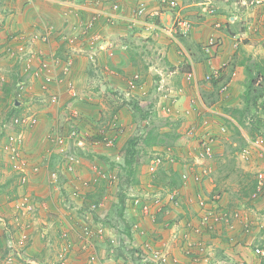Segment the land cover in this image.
Listing matches in <instances>:
<instances>
[{"label":"crops","instance_id":"0c3cea01","mask_svg":"<svg viewBox=\"0 0 264 264\" xmlns=\"http://www.w3.org/2000/svg\"><path fill=\"white\" fill-rule=\"evenodd\" d=\"M111 2L0 0L1 76L8 81L6 84H25L17 106L19 113L37 118V123L26 131L23 149L29 163L28 183L20 185L14 162L3 155V160L10 162L9 180L15 181L12 190L0 188V264H54L62 247L69 264H135V260L142 264L144 257L148 264H156L154 250L176 257L179 264H202L185 254L183 240L187 233L196 238L190 226L198 223L205 209L202 201L212 204L216 194L221 197L215 210L240 209L249 214L252 224L249 231L244 230L243 223L234 228L220 224L217 232L205 234L207 248L202 261L264 264V256L255 251L264 248V193L252 197V185L264 177V159L246 163L235 156L238 172L223 169L228 164L224 143L226 139L232 142V127L238 125L231 111L242 105L246 68L249 62L255 65L264 60V0H179L181 17L193 24L192 32L180 36L179 42L163 30L150 29L149 19L136 14V0H121L115 20L107 17ZM150 3V9L157 6L156 0ZM95 12L100 13L98 23L86 30V22ZM156 21L163 28L170 27L173 15L165 12ZM216 23L221 26L216 27ZM48 28L52 34L46 41L43 35ZM241 35L244 39L236 47ZM210 36H215L218 44L206 54L203 45ZM43 57L57 59L53 63L56 78H64L68 66L65 79L78 87L77 99L70 98L64 85L55 81L43 88L44 77L37 75ZM190 62L195 81L186 79ZM213 67H223L217 84L205 80ZM135 73L141 75V80L132 86L130 80ZM102 84L107 85L105 91L101 90ZM224 85L228 91L221 95L219 90ZM2 89V106L9 109L14 96ZM72 108L83 119L71 118ZM261 116L264 119V114ZM145 125L147 132H171L176 138L167 148L150 147L145 141L138 145L141 158L146 157L144 147L152 153L140 169L141 183L124 192L122 216L116 193V219L126 227L122 233L124 244L122 239L119 241L124 255L117 257L107 252L105 234L89 239L82 233L84 226L98 225V214L108 208L101 198L93 209L96 204L87 195L98 191L99 180L113 182L104 174L112 175L116 185L124 165L120 150L129 138L145 131L141 128ZM74 129L78 135L70 137ZM54 130L66 135V154L75 159L72 171L50 138ZM240 132L247 141L250 139L242 126ZM105 133L114 138L113 144L106 143ZM208 138L213 139L214 154L201 158V143ZM155 155L164 158L167 170L175 171L177 186L171 189L151 183L147 164ZM93 157L96 162L110 157L112 163L115 159V172L106 173L93 165ZM35 167L39 170L34 171ZM203 167L207 173L196 181L194 174H202ZM53 172L58 174L56 180ZM184 172H189V179L182 180ZM174 189L179 190L183 200L177 208L168 200ZM137 197L152 205L149 214L134 202ZM157 197H162L160 205L154 203ZM19 206L30 208L23 223L29 236L23 245L19 233L12 235L8 227ZM134 248L139 251L133 255Z\"/></svg>","mask_w":264,"mask_h":264},{"label":"built area","instance_id":"2783aa9c","mask_svg":"<svg viewBox=\"0 0 264 264\" xmlns=\"http://www.w3.org/2000/svg\"><path fill=\"white\" fill-rule=\"evenodd\" d=\"M157 6L155 8L150 9V0H137V8L136 14L140 17L148 18L149 20V28L152 30H163L166 34L175 42H179L180 36H188L193 30V24L188 19L181 17L180 15V2L179 0H156ZM120 7L119 2H113L111 5V10H107L105 12L107 17L115 18V10ZM211 13L214 10H209ZM165 12H169L173 15V24L170 27L163 28L157 19L161 17L162 14ZM99 12H95L93 16L87 21L86 23V30L94 27L95 21L99 18ZM221 26L220 23H216V27ZM51 30L48 28L46 29L43 39L48 40L51 37ZM244 39V36L241 35L236 43L235 46L238 47L239 43ZM218 41L215 36H210L209 40L203 45V48L210 52L215 46H217ZM56 58L53 57H43L41 58L40 63V70L37 72V75H42L44 77L43 88L47 89L48 85H50L53 81L57 84H63L64 88L66 89L70 98L77 99L80 96V92L78 87L71 81L66 80L68 75V66L65 67L64 70V78H56L53 76V66ZM225 64H223L224 66ZM221 75V67L211 69V72L205 75L206 81H212L215 78H218ZM5 77V76H4ZM186 78L188 81H195V72L192 69L188 71L186 74ZM141 76L139 73H135L130 80V85L134 86L138 81H140ZM4 78H2L0 73V84L4 82ZM25 84L23 82L18 83V95L20 96L23 92ZM227 91V85H224L220 88V93L225 94ZM80 112L76 108L71 109V118L74 120H80L81 118ZM13 125L16 127V131H11L7 133V135L3 138H0V148L4 152V155L14 162V167L18 171L19 174V181L21 185L28 183L29 176H28V160L23 154V149L25 146L26 141V131L27 129L31 128L34 124L37 123V118L33 114H19L16 115L12 119ZM225 130V128H222ZM78 132L76 129L72 130L70 133V137L77 136ZM65 137L63 132L60 130H54L50 134V138H52L58 150L65 155V160L68 162V169L70 171L74 170L75 159L72 156L66 154V143ZM104 140L107 144H113L114 138L109 134L105 133L103 135ZM254 146L261 147L262 141L257 139L253 142ZM202 149L200 151L201 158H210L213 156V139L208 138L204 139L201 143ZM164 158L161 155H155L151 160V163L148 167L149 172L153 173L157 170L158 166L163 164ZM34 171H38L39 168L35 167ZM207 173L205 167L202 169V174L200 172H195L194 179L196 181H201L202 176ZM105 178H112L110 179L113 181L112 175H103ZM52 177L54 180L58 178V174L56 172L52 173ZM182 180L189 179V172H184L182 175ZM264 192V180L261 178L258 180L256 189L253 192V197H258L260 194ZM179 192L174 190L170 192L168 199L173 203V206H179L181 204L180 200L178 199ZM212 204H208L204 200L201 206L205 209L202 210L200 213V217L198 223L196 225H191L190 230L193 234H195L196 238L190 237L187 233L184 236L185 244H184V251L185 254L189 257H192L197 262L202 264H210L209 260L202 261L206 256L202 257L205 253L207 245L205 243L204 236L207 233L217 232L218 227L220 224H225L228 228H234L236 224L243 223V227L245 231H249L251 227V218L249 214L241 211L240 209H235L233 211L229 210H215V208H219L217 204H219L218 200H220V195L213 196ZM217 201V202H216ZM136 204H139L145 214H149L152 209V205L148 202H145L141 198H136L134 201ZM156 205H160L162 203L161 198L157 197L154 200ZM93 207H96L93 205ZM28 208L24 210V213H28ZM24 214V215H25ZM83 235L89 239L92 237L102 236L105 233L104 226H84ZM27 239V233H23L22 237L20 238V243L24 244L25 240ZM256 253L264 256V248H255ZM154 261L156 264H179V260L176 257H169V255L161 250H154ZM59 264H69V259L66 254V250L63 249V252L59 254ZM122 264V263H121ZM238 264H244V262H238Z\"/></svg>","mask_w":264,"mask_h":264},{"label":"trees","instance_id":"16d2710c","mask_svg":"<svg viewBox=\"0 0 264 264\" xmlns=\"http://www.w3.org/2000/svg\"><path fill=\"white\" fill-rule=\"evenodd\" d=\"M226 65L227 63L225 64V66ZM190 68L191 66L188 64L187 70L190 71ZM246 74H247V80L245 84L246 88H245V91L242 93V105L240 107L234 108V110L231 111V114L235 118V120L238 121V124L240 126H243L246 123L245 121L246 119L249 120L251 128L253 130L252 139H257V138H261L260 136H264V133L261 128L264 122V119L261 116L262 114H264V60L262 61V63H256L255 65H248L246 68ZM217 80H214L215 84H217ZM15 86H16L15 82L11 84H4L3 89H2L4 90L6 94H8V96H10L11 95L10 93H12L14 96V101L15 99H17V95H18V92L15 90ZM14 101L13 103L10 104L9 109H7L5 113V116H4L5 118H3L1 122L3 124V127H2V130L0 131V138L5 137L7 133L11 131H16L15 130L16 127L13 125L12 119L19 113L20 107L15 106ZM80 119H83V117H81ZM233 127L234 128H232V131L240 135L241 134L240 128L238 126H233ZM256 133H261V134L257 135ZM175 138H176L175 133H171V132L159 133V132H155L154 130H150L147 133L143 132L138 135H133L131 138H129L127 142V146L123 149V154H124V165L122 166L123 171L119 174V180H122L125 183V184L122 183L120 187L119 196H118L119 205L121 208L119 214L121 216L123 215L122 210L125 208V201H126V194L124 192L128 188V186H134V185L141 183V178L139 177V174L141 172L140 169L148 161L145 159V157L144 158L140 157L141 156L140 149L138 148L139 143L142 141L143 142L145 141V143L150 147L154 145H162L167 148V147H171L172 142ZM145 149L146 148L144 147L143 149L144 154H147L148 152ZM150 153H152V151ZM3 155H4V152L0 148V169H4L5 167H8V162L3 160ZM150 163L151 161L148 162L147 166H149ZM13 168H14L13 170H15V175L19 181L18 171L15 169L14 165H13ZM174 173L175 171L173 169L167 170L164 167V165L161 164L158 166L155 172L153 173L150 172L152 178L150 174L149 176L151 178L150 179L151 183L155 187L163 186V187L172 189L173 187L177 186V183H178L176 179L177 177L175 178ZM106 180L109 181L108 179ZM102 184L103 186L97 192L89 193L87 195L90 201L96 204V206H98L101 196L104 193L105 187L109 184V182H105L102 180ZM255 186H256V183L252 185L253 190ZM2 188L3 187L1 186V190ZM142 200H144V198H142ZM144 201L148 202L146 200ZM24 210H25V206H22V207L19 206V208L16 210V212H14L12 216L13 223L8 222L9 232L12 235L19 233V239H18L19 241L23 233H27V239L29 236L27 228L23 227L25 216L28 214V213L25 214ZM62 236L67 237V234L62 233ZM107 240L110 241V239L108 238ZM183 243L185 244V240H183ZM63 249L64 248L62 247L59 250L58 255L60 252H63ZM122 249H123L122 246L116 248L115 255L117 257L120 254L124 255L123 254L124 251ZM136 251H139V250L134 248L132 251V254L134 255ZM138 253L140 254V252Z\"/></svg>","mask_w":264,"mask_h":264},{"label":"rangeland","instance_id":"374dc122","mask_svg":"<svg viewBox=\"0 0 264 264\" xmlns=\"http://www.w3.org/2000/svg\"><path fill=\"white\" fill-rule=\"evenodd\" d=\"M119 1H121V0H119ZM114 20H115V18H114ZM97 23H98V21H95V24H97ZM252 64L254 65V63L249 62V65H252ZM7 82L8 81L5 80V84ZM2 87H3V85L1 86V84H0V89ZM2 102H3L2 96L0 95V131L2 130V127H3V124L1 122H2L3 118H5L4 116H5V113L7 111V109H6L7 106L3 107ZM105 103H112V102H109V100L108 101L105 100ZM245 121H246V123L243 125V130L250 137V139H252L253 138V135H252L253 130L251 128L250 122L247 119ZM64 122L66 123V119H64ZM157 124H159V122H157ZM141 128L142 129L148 128V125L142 126ZM261 128H262V131L264 133V122H263ZM140 131H142V130H140ZM143 132L144 133L147 132V129H145V131L143 130L141 133H143ZM232 133H233V135L231 136L232 142H229V140L226 139V142L224 143L225 148H226L224 156L228 159V164L225 167H223L224 170H227V171L232 170L233 172H236V173L238 172L239 169H238V164H237V161L235 159V156H238V160L240 159V162H246V163L252 161V159L253 160L254 159H262V160L264 159V155L262 156L259 153V151H258L259 149L258 150L253 149V151H251L252 153L249 154L250 150H252V148L248 149L246 155H243V157H241L240 150L242 148L244 149L246 146H248V144H247L246 139L243 136V134L239 135L237 133H234L233 131H232ZM256 134L260 135L261 133H256ZM260 137L262 139H264V136H260ZM263 146H264V143H263ZM114 149H116V148H114ZM113 151H115V150H112L109 152L110 153L109 156L112 155ZM120 153L121 154L123 153V149H122V151L120 150ZM150 156H151V154H150V152H148L146 154L145 158L149 159ZM107 158H108L107 160L102 161L101 159H99V162L98 161L96 162V158L93 157V160L95 162V164H93V165L98 166V168H101L103 171L105 170L106 173L115 172V167H117V166H115V159L111 161L112 163H109L110 157H107ZM250 166H251V164H248V168ZM120 173H121V171H119V174ZM9 178H11L10 169L8 167H5L4 169H0V188L2 186L3 187L2 190H4L5 188L6 189L10 188L12 190L14 188V181L15 180H14V178H12L13 180L10 182ZM122 183H124V182L122 180H119V181H117V183L115 185V179H114V181L112 183H109L105 187L104 194L101 196V198H102V201H104L105 203H108V208H105L102 213H99L98 214L99 216L97 219V222L103 224L104 227L106 228V232L104 233L106 236V237L104 236L105 239L106 238L110 239V241L107 239L106 240L104 239L105 241L103 243L105 244V248H106L107 252H108V250H110V252L114 255H115V248L120 246L119 241L122 239V242L124 244V240L126 239L124 234H122L123 232H125L126 227L124 224L118 223V219H116V215H118L117 211H116L117 210L116 206L118 205V203H116L117 200H115V196H117L119 194L120 189H119V191L116 190L115 186L120 188ZM102 186H103L102 181H99V182H97L96 189L99 190ZM116 193H118V194H116ZM159 193H162V192H159ZM137 259H139V258H137ZM142 259H143V257H142ZM135 261H136L135 264H137V263L141 264L138 260H135ZM142 261H143L142 264H144V263L148 264V260L146 259V257H144V259Z\"/></svg>","mask_w":264,"mask_h":264},{"label":"clouds","instance_id":"9594fccd","mask_svg":"<svg viewBox=\"0 0 264 264\" xmlns=\"http://www.w3.org/2000/svg\"><path fill=\"white\" fill-rule=\"evenodd\" d=\"M119 2V5H120V7H121V3H120V1L119 0H112V2H111V5L113 4V2ZM136 2H137V0H136ZM120 7L118 8V9H120ZM136 8H137V5H136ZM117 9V10H118ZM108 10H111V7L108 9ZM117 10H115V11H117ZM93 16V14L91 15V17ZM99 17H100V14H99ZM110 18V17H109ZM99 19V18H98ZM112 19H114V18H112ZM89 21V20H88ZM98 21V20H97ZM87 23V22H86ZM95 26V25H94ZM0 28H1V24H0ZM153 31H155V30H153ZM203 50L206 52V54H209V53H211V51L210 52H208V51H206L204 48H203ZM189 65L190 66H192V62H190L189 63ZM223 67H225V65L223 66ZM223 67H221V71H222V68ZM192 70V69H191ZM190 70V71H191ZM188 72V71H187ZM211 72V71H210ZM187 74V73H186ZM222 74V73H221ZM141 76V75H140ZM221 76V75H220ZM220 76L218 77V78H220ZM218 78H215V79H213L212 81H214V80H217ZM187 79V78H186ZM141 80V79H140ZM209 82V81H208ZM211 82V81H210ZM4 84H5V81L1 84V86L3 85L4 86ZM16 88H18V85H16ZM221 88V87H220ZM229 89V88H228ZM16 91L18 92V90L16 89ZM228 91V90H227ZM226 91V92H227ZM219 92H220V90H219ZM22 94V93H21ZM221 95H222V93H220ZM19 95H17V99H15V102H16V100H19ZM15 102H14V104H15ZM16 106V105H15ZM26 112H24V113H18L17 115H21V114H25ZM29 114V113H28ZM238 122V121H237ZM239 128H240V125L238 124L237 125ZM243 127V126H242ZM223 128V127H222ZM224 128H225V130L227 129V127L226 126H224ZM233 128V127H232ZM223 130V129H222ZM224 130V131H225ZM257 139H260L261 141H262V144H261V147H256V146H254V144H253V142L255 141V140H257ZM257 139H249L248 141L246 140V142H247V144H248V146H246L244 149L242 148L241 150H240V152H241V156L243 157V155H246V153H247V151H248V149H251L252 148V150H250V153L249 154H251L252 152L251 151H253V149H259L258 151L260 152V154L263 156L264 155V146H263V141H264V139H262V138H257ZM250 145V146H249ZM214 154V153H213ZM153 159V158H152ZM151 159V160H152ZM149 167V166H148ZM149 171V170H148ZM109 176V175H108ZM182 178V177H181ZM263 179L264 180V177H259L258 179H257V181H256V185H257V182H258V180L259 179ZM255 189H256V186H255V188H254V190H253V192L255 191ZM174 190H177L178 192H179V190L178 189H174ZM174 190H172V191H174ZM171 191V192H172ZM264 193V192H263ZM262 193V194H263ZM170 194V193H169ZM216 195H218V194H216ZM220 195V194H219ZM261 195V194H260ZM169 196V195H168ZM215 196V195H214ZM221 197V196H220ZM252 197H253V193H252ZM161 198V201H162V197H160ZM253 198H256V197H253ZM142 199V198H141ZM178 199L180 200V202H181V204H182V198H181V194H180V192H179V196H178ZM169 201H170V199H168ZM170 203H171V205L173 206V203L170 201ZM181 204L179 205V206H173L174 208H177V207H180L181 206ZM96 206V205H95ZM97 208V206L96 207H93V209H96ZM98 223V222H97ZM104 226L103 224H101V223H99L98 225H96V226ZM89 226V225H88ZM92 227V226H91ZM93 227H95V226H93ZM105 228V227H104ZM105 232H106V228H105ZM61 253V252H60ZM59 253V254H60ZM67 257H68V255H67ZM59 255H58V257H57V260L54 262V264H59ZM69 259V258H68Z\"/></svg>","mask_w":264,"mask_h":264},{"label":"water","instance_id":"95a60500","mask_svg":"<svg viewBox=\"0 0 264 264\" xmlns=\"http://www.w3.org/2000/svg\"><path fill=\"white\" fill-rule=\"evenodd\" d=\"M232 18H233V17H232ZM106 88H107V85H106V84H102V85H101V90H102V91H105ZM20 103H21V102H20L19 100H16L15 105H16V106H19Z\"/></svg>","mask_w":264,"mask_h":264}]
</instances>
